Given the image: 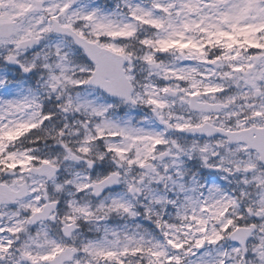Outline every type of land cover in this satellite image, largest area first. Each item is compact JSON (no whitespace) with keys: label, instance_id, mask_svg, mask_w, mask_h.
Returning <instances> with one entry per match:
<instances>
[{"label":"snow or ice","instance_id":"obj_1","mask_svg":"<svg viewBox=\"0 0 264 264\" xmlns=\"http://www.w3.org/2000/svg\"><path fill=\"white\" fill-rule=\"evenodd\" d=\"M0 264H264V0H0Z\"/></svg>","mask_w":264,"mask_h":264},{"label":"rangeland","instance_id":"obj_2","mask_svg":"<svg viewBox=\"0 0 264 264\" xmlns=\"http://www.w3.org/2000/svg\"><path fill=\"white\" fill-rule=\"evenodd\" d=\"M103 1V2H102ZM105 2V0H101L100 3L103 4Z\"/></svg>","mask_w":264,"mask_h":264}]
</instances>
